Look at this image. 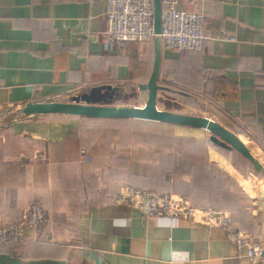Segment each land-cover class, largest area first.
I'll return each instance as SVG.
<instances>
[{
  "label": "crops",
  "instance_id": "obj_1",
  "mask_svg": "<svg viewBox=\"0 0 264 264\" xmlns=\"http://www.w3.org/2000/svg\"><path fill=\"white\" fill-rule=\"evenodd\" d=\"M174 7L204 16L201 50L181 54L154 39L110 46L105 0H0V218L17 221L41 199L49 222L42 239L0 247V264H264L222 228L146 219L114 203L128 186L227 210L213 202L223 191L200 186L197 171L212 167L223 177L227 161L218 150L239 154L204 130L162 124L172 126V143L151 148L120 144L100 132L112 125L100 120L23 113L103 86L135 85L144 104L152 91L156 103L160 94L191 101L264 158V0H175ZM189 144L199 148L181 150ZM230 212L235 229L263 238L264 215L240 221ZM59 216L72 232L53 230Z\"/></svg>",
  "mask_w": 264,
  "mask_h": 264
},
{
  "label": "built area",
  "instance_id": "obj_2",
  "mask_svg": "<svg viewBox=\"0 0 264 264\" xmlns=\"http://www.w3.org/2000/svg\"><path fill=\"white\" fill-rule=\"evenodd\" d=\"M161 4L165 8L161 9V29L160 34L156 35L153 0H105V35L108 44L121 48L130 42L147 43L157 37L167 50L181 54L201 50L207 40L203 29L204 16L177 10L174 7L175 0H162ZM81 155L86 158L84 151H81ZM86 161L89 162V158ZM114 203L134 208L146 219L181 218L207 227L222 228L237 249L246 250L250 259L261 258L262 239L235 229L231 224V214L226 211L200 210L182 196L128 186L114 197ZM48 224L45 209L40 203L34 202L18 222L0 218V245L15 246L29 240L36 241ZM26 231L31 233V239Z\"/></svg>",
  "mask_w": 264,
  "mask_h": 264
},
{
  "label": "rangeland",
  "instance_id": "obj_3",
  "mask_svg": "<svg viewBox=\"0 0 264 264\" xmlns=\"http://www.w3.org/2000/svg\"><path fill=\"white\" fill-rule=\"evenodd\" d=\"M116 88L115 94L112 96H100L92 102L91 104L83 103L79 97L80 95L69 96L68 98H64L59 101H53L50 103L53 104H60V105H81L86 106L88 108H132V107H142L144 102L142 100H138L134 93L136 89L134 88L135 85H131L128 88V85H122ZM134 88L135 90H132ZM103 93V92H102ZM118 94V95H117ZM164 97L161 94L159 95L158 103L156 106L161 111H169L176 114H183V115H190L195 117H205L206 119L211 120L209 115H205L201 113L200 108L192 107V102L189 101L187 103H180L174 104L168 101L163 100ZM54 116H61V117H68V118H75L71 115H56ZM37 116V115H34ZM208 116V117H207ZM20 118V116L18 117ZM92 120H100L101 124H112V125H102L107 128L101 129V133H105L108 137L116 139L117 142L120 144H128V145H145L146 147H157L162 148L163 145H167L169 140L172 143L173 131L171 128L172 126L162 125L160 123L154 122H146L141 120H132V119H120V118H111V119H94L88 118ZM86 119V120H87ZM213 121V120H212ZM206 132V133H205ZM203 133V136H211V134L207 131ZM242 142L248 148L250 155L259 162L261 166V170L259 172H255L252 168V165L246 161L245 159L241 158V156L237 155L236 153H227L216 149L209 142V146L218 150L222 155L225 157L226 161L229 163L228 166L227 162L224 176L222 177L220 173L217 175L216 170L210 169L206 171L203 169V172L197 171L198 175V184L205 188L208 187V190H211L213 193L216 191H223L222 198H215L213 202L215 204H225L228 206L227 210H219V211H226L231 214L232 211L235 214V217L238 218L240 221H244V216L246 214H255L254 212H259L261 215H264V158L255 150L248 146L247 143L240 138ZM185 148L189 150H196L199 147L194 144L183 145L181 146V150L183 151ZM235 167L236 170L232 169ZM209 173V177L206 178V174ZM40 203L44 206L40 200H34V202ZM31 202L26 206L23 210V213L19 220L12 221L18 222L20 221L26 214L27 208ZM44 208V207H43ZM47 212V211H45ZM61 212H59L60 214ZM2 219V218H1ZM6 220V219H3ZM251 220H254L251 218ZM9 221V220H6ZM11 222V221H10ZM66 220L59 216L54 222V225L58 223V227H53V230H58L60 228L65 229V231L72 232V225L65 224ZM52 225V224H51ZM45 231V230H44ZM43 231V232H44ZM43 234V233H42ZM41 234V236H42ZM41 236L36 240L38 241ZM28 242L24 243L27 244ZM22 244V245H24ZM264 262V261H263Z\"/></svg>",
  "mask_w": 264,
  "mask_h": 264
},
{
  "label": "water",
  "instance_id": "obj_4",
  "mask_svg": "<svg viewBox=\"0 0 264 264\" xmlns=\"http://www.w3.org/2000/svg\"><path fill=\"white\" fill-rule=\"evenodd\" d=\"M154 6V30L155 34H160L161 29V2L160 0H153ZM154 42L158 44L159 38H155ZM104 90L105 92H101ZM115 90L109 86H103L99 89H93L89 93L80 95L79 99L85 104H91L100 96H112ZM143 109L139 108H88L81 105H60L53 103L34 104L25 108L23 113L25 115H71L88 117L94 119H132L146 122H154L160 124H168L173 126L192 127L207 131L211 134L210 142L226 151H235L248 161L255 172L261 170V166L249 153L247 148L239 140V138L231 131L225 129L214 121H209L201 117L190 115L176 114L168 111L156 110V96L152 91L146 101ZM263 249L260 257L264 259V231H263Z\"/></svg>",
  "mask_w": 264,
  "mask_h": 264
},
{
  "label": "trees",
  "instance_id": "obj_5",
  "mask_svg": "<svg viewBox=\"0 0 264 264\" xmlns=\"http://www.w3.org/2000/svg\"><path fill=\"white\" fill-rule=\"evenodd\" d=\"M221 209V208H220ZM231 220H232V214H231ZM46 230V229H45ZM44 237V232H43V234H42V236H41V238L40 239H42ZM39 239V240H40ZM26 246V244H24V245H15V246H1L0 245V247H5V248H10V247H18V248H22V247H25Z\"/></svg>",
  "mask_w": 264,
  "mask_h": 264
}]
</instances>
